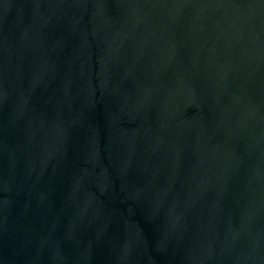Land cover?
<instances>
[{"label": "water", "instance_id": "1", "mask_svg": "<svg viewBox=\"0 0 264 264\" xmlns=\"http://www.w3.org/2000/svg\"><path fill=\"white\" fill-rule=\"evenodd\" d=\"M0 264H264V0H0Z\"/></svg>", "mask_w": 264, "mask_h": 264}]
</instances>
